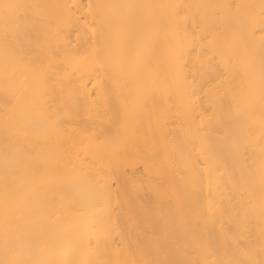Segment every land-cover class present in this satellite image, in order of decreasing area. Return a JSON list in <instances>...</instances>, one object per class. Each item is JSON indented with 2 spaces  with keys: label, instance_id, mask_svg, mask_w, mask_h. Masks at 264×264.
<instances>
[{
  "label": "bare ground",
  "instance_id": "bare-ground-1",
  "mask_svg": "<svg viewBox=\"0 0 264 264\" xmlns=\"http://www.w3.org/2000/svg\"><path fill=\"white\" fill-rule=\"evenodd\" d=\"M0 264H264V0H0Z\"/></svg>",
  "mask_w": 264,
  "mask_h": 264
},
{
  "label": "rangeland",
  "instance_id": "rangeland-1",
  "mask_svg": "<svg viewBox=\"0 0 264 264\" xmlns=\"http://www.w3.org/2000/svg\"><path fill=\"white\" fill-rule=\"evenodd\" d=\"M136 167H137V166H136ZM141 171H142V169L140 168V166H138L137 168L134 169V172H135L136 174L138 173V175H140L141 173L143 174V171H142V172H141ZM126 172H128V170H126ZM142 174H141V175H142ZM112 185H113L112 188L115 187L113 183H112ZM113 189H115V188H113ZM145 194H146V192L144 193V195H143L142 198L145 197V198L147 199L148 196H146L147 194H146V195H145ZM145 198H144V199H145ZM148 199H149V198H148ZM148 199H147V201H148ZM147 201H146V202H147ZM149 201H150V199H149ZM149 201L147 202L148 204L150 203ZM149 205H150V204H149Z\"/></svg>",
  "mask_w": 264,
  "mask_h": 264
}]
</instances>
